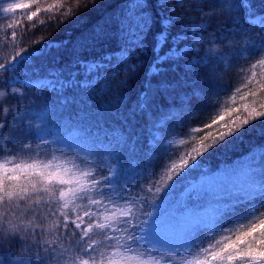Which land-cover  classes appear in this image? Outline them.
<instances>
[{
	"label": "snow or ice",
	"instance_id": "snow-or-ice-1",
	"mask_svg": "<svg viewBox=\"0 0 264 264\" xmlns=\"http://www.w3.org/2000/svg\"><path fill=\"white\" fill-rule=\"evenodd\" d=\"M32 3L35 0H20L3 12L31 8ZM77 3L88 12L104 0ZM183 3L125 0L119 15L96 22L75 42L47 43L36 56L16 51V33L9 34L11 42L5 47L13 51L0 58V264H159L164 254L170 264H264V182L257 195L226 199L209 220L167 223L161 216V206L175 186L203 166L195 157L189 164L170 154L169 137L190 114L191 100L206 99L207 86L219 80L212 65L228 61L227 45L225 51H216L215 33L210 50L201 56L195 45L202 41L195 29L203 31V26L195 25L192 33L173 31L178 18L157 11L167 8L174 13ZM201 15L230 21L225 30L238 38L228 41L237 44L233 54L246 56L255 48L260 58L251 68L264 67V16L255 14L250 0H221ZM34 16L36 12L29 19ZM246 24L259 31L253 35ZM113 43L115 47L101 55L90 54ZM69 45L71 58L57 56L40 76L37 57ZM196 66L208 73L206 86L189 84L200 76ZM112 80H119L124 89L134 80L140 83L133 94L125 92L116 100L133 131L109 130L112 135L102 144L80 127L71 130L77 144L63 143V133L49 131L58 127V110L75 107L77 98L89 96L101 81L109 90ZM28 89L53 94L55 103L35 106L39 97L29 96ZM13 100L23 107L13 106ZM259 106L264 108V103ZM260 115L264 118V112ZM224 119L221 115L205 127L214 128ZM243 123L249 125L248 120ZM137 126L144 129L143 135L134 131ZM253 130L264 136V128L252 125L238 132L229 128L215 137L214 146L228 147ZM197 154L203 155L199 150ZM165 170L176 172L178 179L161 189L155 182ZM145 184L152 185L147 192ZM153 189L157 199L150 198ZM226 217L231 219L226 222Z\"/></svg>",
	"mask_w": 264,
	"mask_h": 264
},
{
	"label": "trees",
	"instance_id": "trees-1",
	"mask_svg": "<svg viewBox=\"0 0 264 264\" xmlns=\"http://www.w3.org/2000/svg\"><path fill=\"white\" fill-rule=\"evenodd\" d=\"M171 3L175 5L177 0H171ZM250 3L253 7L259 8V12H264V0H250ZM220 4L221 0H192L191 2L184 0L183 7H177L174 13L167 8H157V11L164 15H175L178 18V24L173 31L179 29L188 32L190 26L199 24L203 26V31H200L204 38L215 33L218 41L216 43L217 52L225 51V45L228 47L227 63L214 64L211 67V70L219 76V80L213 81L207 86L206 91L209 96L204 100L198 97L191 100L190 114L184 119L182 126L173 129L166 146L170 154L188 160L189 164H191V157H195L197 160H202L203 166L200 170L191 171L182 183L175 186L174 191L164 200L160 212L164 210L172 213L177 212L179 204L183 202L181 196L189 185L197 183L201 177L215 174L222 165L232 164L236 159L249 155L255 149L264 146V136H261L256 130L251 133L245 132L242 141H233L228 147L214 146L215 137L221 132H226L229 128L237 132L249 125L264 128V118L260 115L264 112V108L259 106L264 103V91H262L264 89V67L251 68V65L258 64L260 58L256 49L249 48L246 56L234 55L237 44L229 45L228 41L238 40V38L225 30L230 26V21L216 15H201ZM124 5L125 0H104L99 8L85 12L83 4L77 3V0H35L31 8H26V17L21 18L19 25L14 28L16 33L15 50L34 52L49 42L61 40L67 42L69 39L75 42L81 34H87L96 22H103L105 17L112 14L119 15ZM32 12H36V16L29 19ZM181 25L182 28H180ZM245 27L249 28L253 35L259 31V28L247 24ZM10 42L9 34L4 33L3 27H0V58L12 53V48L5 47ZM114 47V43L111 46L105 44L104 47H96L94 51L90 50V54L101 55L104 51ZM198 51L201 56L208 52L206 40L199 44ZM57 56L63 57L64 60L71 58V45L59 53L53 49L51 52L39 55L36 62L40 68V76L46 74L48 67ZM195 71L200 73V76L192 77L189 84L206 86L205 77L208 73L199 66H196ZM254 71L259 73L256 78L251 75ZM120 80H123V75ZM104 83L101 81V84L97 85L95 91L91 92L89 96L81 94L77 98L75 107L66 111L58 110L55 117L58 127L54 126L49 131L54 134L63 133L65 138L62 142L69 144L79 143L76 134L71 131L76 127L83 128L92 140L101 144L104 142L105 136L112 135L109 130L128 128L129 131H133L124 123L123 109L118 110L116 100L119 95L125 92L133 94L135 89L140 87L139 81H132V87L124 89L119 80H112L110 89L107 91L102 87ZM185 87L187 88L188 85ZM21 91L19 89L17 92ZM26 91L29 96L39 97L35 105L37 107L46 101L55 103V96L47 91L34 89ZM249 93L253 95H249ZM0 99L3 98L0 97ZM245 105H248L247 110ZM13 106L20 107L23 104H17L13 100ZM236 108H239L240 111H234ZM221 115H224L225 119L214 128L205 127L212 119ZM244 120H248L249 125H245ZM134 131L141 135L144 134V129L140 126H137ZM155 135L159 137L161 133L157 132ZM197 150L201 151L203 155H198ZM164 162L170 163V161ZM180 162L179 159L175 160V163ZM179 171L180 169H176V172ZM176 172L165 170L161 179L155 182L156 186L161 189L166 188L173 180L178 179ZM144 187L147 192V189L152 185L145 184ZM154 193L155 189L152 194H149L150 198L157 199ZM198 198L201 199L202 194ZM238 211L242 213L244 209L241 208ZM161 216L163 219L162 213ZM230 219L231 217L225 218L226 222ZM167 255L164 254L160 258L164 260Z\"/></svg>",
	"mask_w": 264,
	"mask_h": 264
},
{
	"label": "rangeland",
	"instance_id": "rangeland-1",
	"mask_svg": "<svg viewBox=\"0 0 264 264\" xmlns=\"http://www.w3.org/2000/svg\"><path fill=\"white\" fill-rule=\"evenodd\" d=\"M28 1L25 0V2ZM18 2L20 0H0V27H3L4 33L10 34L14 32V28L19 25L21 18L27 15L26 8L17 9L14 13L3 12L4 7ZM253 9L257 16H264V13H260L256 7H253ZM13 21H16V23L12 27H9V24H12ZM194 26H190L188 33L194 31ZM257 28L259 27L257 26ZM195 32L198 39L201 41L206 40L209 51L211 48L210 42L213 37L204 38L199 29H195ZM199 44L195 45L196 49H198ZM262 157H264V151L257 149L249 156L237 160L234 164L223 166L217 174L208 178L203 177L199 179L198 183L191 184L182 196L183 198L185 196L186 200L179 204L177 212L161 211L163 220L167 223H175L177 220L189 223L209 220L217 210L225 206V198H234L237 194L246 196L259 194V185L264 182V158ZM201 194L202 198L199 200L190 198L192 195L194 198H197V195L200 196ZM159 264H170V261L167 257L164 260L159 257Z\"/></svg>",
	"mask_w": 264,
	"mask_h": 264
},
{
	"label": "bare ground",
	"instance_id": "bare-ground-1",
	"mask_svg": "<svg viewBox=\"0 0 264 264\" xmlns=\"http://www.w3.org/2000/svg\"><path fill=\"white\" fill-rule=\"evenodd\" d=\"M192 0H190V2H191ZM218 41H217V39H216V43H217Z\"/></svg>",
	"mask_w": 264,
	"mask_h": 264
}]
</instances>
